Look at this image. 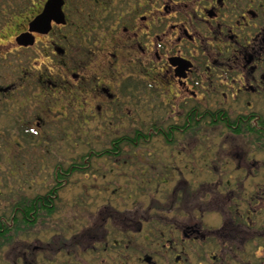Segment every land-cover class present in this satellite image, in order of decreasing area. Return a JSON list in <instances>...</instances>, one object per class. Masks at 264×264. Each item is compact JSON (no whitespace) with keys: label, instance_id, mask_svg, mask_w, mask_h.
Listing matches in <instances>:
<instances>
[{"label":"flooded vegetation","instance_id":"flooded-vegetation-1","mask_svg":"<svg viewBox=\"0 0 264 264\" xmlns=\"http://www.w3.org/2000/svg\"><path fill=\"white\" fill-rule=\"evenodd\" d=\"M6 1V8L1 6L0 12L6 10L3 16L7 15L6 22L14 27L10 41L14 60L8 61L13 62V78L18 80V88L22 89L23 83L24 90L27 89L23 94H30L32 100L41 102L45 99L53 102L52 98L59 94L71 99L64 101L66 112L62 118L68 120L62 127L64 135L76 128L74 124L80 127L82 122H87L88 117L97 120L98 129L105 135H113L107 149L98 153L90 148L82 161L70 162L67 167L60 163L55 166L53 185L38 195L47 196L54 203L59 201V191L68 185L69 175L90 170L92 153L118 155L125 146L137 147L153 135H161L172 145L180 140L179 135L192 126L195 128L200 119L205 118L227 131L222 132V140L235 141L234 147L222 149L226 156L232 151L238 152L235 156L264 151V0ZM43 58L49 60L48 65L40 63ZM4 67L0 61V78ZM12 85L14 83L0 86V92L8 94ZM152 98L159 99L156 104L159 113H176L181 124L167 120V123L152 121L138 126L135 105H141V99ZM230 104L243 107L231 116L226 109ZM147 108L151 111L149 104ZM22 119L20 131L31 136L39 134L47 124L38 114L34 124ZM49 132L53 134L51 129ZM184 156L180 152L171 156L170 169L161 178L168 174L187 175L185 173L192 169L188 166L189 157ZM247 162L235 164L233 171L238 177L234 181L224 179L222 182L230 192L220 194L212 207L221 218L219 227L207 229V223H203L212 204L205 207L204 200L198 204L189 200L183 202L182 193L186 198V189H173L172 205L156 211L176 213L171 220L177 223L178 243L179 240L182 243L198 241L212 234L224 237L222 252L237 251L240 256L245 251H240L238 246L243 249L245 243L254 241L255 235L264 234V223L260 225L257 218L261 210L257 206L259 201L263 203L264 190L259 195L249 190L251 175L256 172L254 161H250V167ZM227 164L232 165L230 161ZM235 193L240 200L234 201L233 207L228 206L237 199ZM18 200L20 198L12 205ZM182 209L187 218L179 221L177 216ZM52 214L43 215L50 218ZM147 214L138 209L112 211L103 216L105 223L90 220L71 240L61 237L51 252L48 248L51 242L20 247L9 264H39L36 256L41 254L40 259L51 261L53 255L61 254L67 259L66 264H77V258L70 260L64 253L63 249L68 252L67 245H74L79 258H84L83 264H107L106 259L99 256L101 252L117 250L121 245L128 248L129 236L148 221ZM162 214L155 212V221L161 219ZM39 219L29 220L27 226L21 225L19 230L34 226ZM107 230L113 234H106ZM11 234L8 237L0 234V246L12 240ZM170 253L174 254L176 264H189L190 255L198 258L197 264H211L203 261L210 260V252L200 254L194 249L187 251L179 247L177 252ZM120 256L121 260L116 256L112 264H130V259ZM253 256L257 258L256 253ZM155 257L156 254L141 253L133 264H159ZM159 258L162 261L165 257ZM215 258L211 253V259ZM78 264H82L81 259Z\"/></svg>","mask_w":264,"mask_h":264},{"label":"rangeland","instance_id":"rangeland-1","mask_svg":"<svg viewBox=\"0 0 264 264\" xmlns=\"http://www.w3.org/2000/svg\"><path fill=\"white\" fill-rule=\"evenodd\" d=\"M6 2V0H0V8L1 6L6 8ZM3 11L4 13L0 12V43L5 45L0 46V61L5 67L1 72L0 86L5 87L14 83L9 88L12 91L8 94L0 92V98H2L0 100V217L8 218L14 201L42 194L53 185L55 166L60 163L63 167H67L70 162L82 161L89 154L90 148H92L91 151L98 153L107 149L113 135H105L98 129L100 125L97 120H92L90 117L87 118V122H82L80 127L74 124L76 128L64 135L62 127L68 121L62 118L66 112L64 105L71 99L59 94V97L52 98L53 102H47V99L41 102L32 100L30 94L27 96L23 94L27 89L24 90L23 83L22 89L18 88V80L13 78V62L8 61V59L14 60V47L10 43L13 40L14 27L13 24L6 22L8 16L4 15L6 16L4 17L6 10ZM43 62L46 65L49 64L46 58L40 60V63ZM157 103L159 99L152 98L151 100L141 99V105H135L138 126L152 121L167 123V120L181 124V119L176 113H159L160 108H157ZM148 104L151 106V111L147 108ZM20 106L23 108L21 109ZM242 107L240 104H230L226 109L231 116H234L239 110L241 111ZM36 114L47 122L43 131H39V134L36 133L35 136L20 131L22 118L34 124ZM200 120L198 126L188 128L179 135L180 140L172 145L168 144L161 135H153L149 141L142 140L137 147L125 146L118 155L108 156L97 153V156L92 153L89 156V161L92 162L90 170L69 175V183L59 191L60 199L55 203L56 209L50 218L43 215L34 226L19 230L18 234L12 233L10 236L12 240L5 241L0 246V264H9V259L19 251L20 247L40 243L46 245L44 243L51 242V244L48 243L51 252L56 249L57 240L61 237L71 240L82 226L90 223V220L103 224L107 220L104 221L102 218L107 213L135 209L140 212L147 211L148 221L143 222L140 229L132 231L128 248L125 249L124 245H121V248L117 250L114 248L101 250L99 256L106 259L107 264H112L116 256L121 260L120 255L130 259V264H133L141 253L156 254L155 258L159 259V264H176L174 254L170 251L177 252L179 247L187 251L194 249L200 254L210 252V260H203L205 263L264 264L263 233L255 235L254 241L245 243L243 249L238 246L240 251H245L240 256L237 251L224 253L221 251L224 237L211 236L212 234L198 241L182 243L179 240L178 243L177 223L173 222L174 219L171 220L172 215L174 218L176 213L164 214L165 211H156L160 208L166 210L172 205L175 187L186 189V198L182 193L183 202L189 200L192 204H198L204 200L205 207L212 204L210 207L212 210L206 212L203 223H207V229L219 227L221 218L212 207L220 199V194L226 195L230 192L229 187L222 182L224 179L234 181L238 177L233 169L237 167L236 163L239 164L243 160H248L246 165L249 167L250 161H254L255 165L253 168L256 173L251 175L249 190H255L257 195L264 190V151H255L250 155L239 153L238 156H235L237 151H232L226 156L222 149L234 147L235 141L230 138L222 140L224 137L222 132H227L225 129L220 130L217 125L207 122L206 118ZM49 129L53 131V134L49 132ZM177 152L183 153L185 158L186 155L189 157L188 166L192 170L185 173L187 175L168 174L165 178H161L170 169L168 163H171V156ZM113 159L118 161L112 162ZM225 160H228L227 163L230 161L232 165L227 164ZM179 167H181L180 162ZM241 174L244 175V173ZM235 197L237 199L230 201L228 206L240 200L236 193ZM257 207L261 209L257 214L261 225L264 223V199L263 203L258 202ZM241 208L244 209L243 206ZM179 211L181 212H178L177 219L186 220L185 210ZM155 212L163 213L162 218L155 221ZM106 234L113 233L107 230ZM123 238L125 239L126 236ZM67 248L68 252L63 249L67 258L70 260L77 258V264L81 259L83 264L84 258H79L78 252L73 250L74 245L73 247L67 245ZM158 252L166 255L157 254ZM211 253H214L215 259H211ZM254 253L257 254V258L253 256ZM41 256L42 254L36 256L39 264H66L67 261L61 254L53 255V261L40 259ZM159 257L165 258L161 261ZM188 258L189 264H197L198 258L195 255H190Z\"/></svg>","mask_w":264,"mask_h":264},{"label":"trees","instance_id":"trees-1","mask_svg":"<svg viewBox=\"0 0 264 264\" xmlns=\"http://www.w3.org/2000/svg\"><path fill=\"white\" fill-rule=\"evenodd\" d=\"M12 207V212L7 219L0 217V234L7 237L12 232H17L19 226H27L29 220L37 221L39 216L50 215L56 209L52 199L48 200L47 196L41 195L31 199L20 198Z\"/></svg>","mask_w":264,"mask_h":264}]
</instances>
